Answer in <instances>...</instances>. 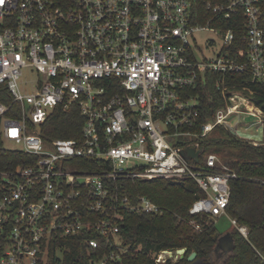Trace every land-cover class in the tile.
<instances>
[{
    "label": "built area",
    "instance_id": "2783aa9c",
    "mask_svg": "<svg viewBox=\"0 0 264 264\" xmlns=\"http://www.w3.org/2000/svg\"><path fill=\"white\" fill-rule=\"evenodd\" d=\"M204 31L215 36L205 40L214 56L195 37ZM25 70L33 73L27 80ZM244 73L264 84V0H0V135L30 158L0 170V264H45L53 242L84 230L111 247L89 264L119 259L122 213L162 211L147 196L131 201L112 189L123 176L192 180L204 193L189 209L196 230V216L229 217L236 174L201 145L217 126L264 142V108L244 93L251 87L227 85L229 74ZM216 75L222 104L199 123V85ZM72 107L81 135L45 140L40 125L53 109ZM190 148L197 161L181 154ZM74 159L95 167L72 169ZM92 212L99 217L90 220ZM86 244L100 248L96 238ZM173 254L162 250L152 262Z\"/></svg>",
    "mask_w": 264,
    "mask_h": 264
},
{
    "label": "trees",
    "instance_id": "16d2710c",
    "mask_svg": "<svg viewBox=\"0 0 264 264\" xmlns=\"http://www.w3.org/2000/svg\"><path fill=\"white\" fill-rule=\"evenodd\" d=\"M209 13L206 11V16ZM227 26L234 28L233 17L227 20ZM243 33V27L236 29V41L240 42ZM242 47L245 48L243 42ZM214 78L206 79L199 85V123L207 120L222 104L216 85L219 75ZM235 83L251 87L252 92L245 89V95L256 106L261 108L264 105L263 83H252L247 73L229 74L227 85ZM6 99L7 95L3 101ZM82 124L83 118L76 107L68 111L55 108L40 125V134L45 140L51 137H79ZM209 148H212L236 174L229 182L230 196L226 212L238 225L247 228L246 237L235 227L230 230L232 247L219 264H264V143L249 144L234 136L228 129L217 126L203 141L201 151L209 153ZM29 159L22 151L5 148L0 143V170L27 163ZM71 166L72 169L95 167L93 163L83 159H74ZM110 184L120 196H126L131 201L141 195L147 196L158 204L162 211L157 214L124 211L116 235L118 245L115 247L121 248L122 251L119 259L110 260L107 264H153L152 257L158 252L179 248L186 249L184 257L176 261L167 259L164 264H189L187 257L191 252L196 253V261L215 264L214 248L223 234L218 231L213 221L205 217H195L202 225L201 230L194 229L189 223L194 217L189 213L192 203L204 195L192 180H142L123 176ZM88 217L95 220L99 214L92 212ZM90 238L98 239V250L88 248L86 242ZM110 249V244L105 238L84 230L79 236L53 242L45 264H89L91 258L98 259Z\"/></svg>",
    "mask_w": 264,
    "mask_h": 264
},
{
    "label": "rangeland",
    "instance_id": "374dc122",
    "mask_svg": "<svg viewBox=\"0 0 264 264\" xmlns=\"http://www.w3.org/2000/svg\"><path fill=\"white\" fill-rule=\"evenodd\" d=\"M195 37H197V39L199 41V45H200V47L202 49V52L205 55H207V56H214L215 55V50L209 51L206 48V46H205V40L206 39H214L215 38V36H214V34L212 32H209V31L200 32V33L196 34ZM32 76H33L32 71L25 70L24 73H23L22 79L23 80H27V79H29ZM3 120H4V118H2V120L0 121V134H1L2 129H3ZM0 143L5 148H18V146L15 143L3 139L1 137V135H0ZM208 152L209 153H215L212 148H209ZM203 154L205 155L206 152H203ZM202 158H203V156H202ZM214 222H215L216 228L222 234H225L226 232H229L230 230L233 229V225L231 224V221H230L229 217H227L225 215L219 216L218 218H216L214 220ZM173 251H174V254L171 257H169V256L166 257V260L167 259H170L171 261H176L178 259V257L175 254V251L176 250H173ZM223 257H224L223 255H220L219 254V257H217L216 259H214V261H215L214 263L215 264H219L221 262V260L223 259ZM162 264H164V263H162Z\"/></svg>",
    "mask_w": 264,
    "mask_h": 264
},
{
    "label": "water",
    "instance_id": "95a60500",
    "mask_svg": "<svg viewBox=\"0 0 264 264\" xmlns=\"http://www.w3.org/2000/svg\"><path fill=\"white\" fill-rule=\"evenodd\" d=\"M262 108H264V105L262 106ZM181 154L183 156H186V157H189V158H193L195 161L198 160V151H195L194 149H185V150H182L181 151ZM228 241V244L229 246H232V239H231V236H230V233L229 232H226L225 234H223L217 244H216V248H218L219 246L222 245V243L224 241ZM185 251L186 249L185 248H179V249H176L175 253L180 257V258H183L184 257V254H185ZM196 257V253L195 252H191L188 257H187V260L189 262H193L194 259Z\"/></svg>",
    "mask_w": 264,
    "mask_h": 264
},
{
    "label": "flooded vegetation",
    "instance_id": "af4514ba",
    "mask_svg": "<svg viewBox=\"0 0 264 264\" xmlns=\"http://www.w3.org/2000/svg\"><path fill=\"white\" fill-rule=\"evenodd\" d=\"M230 233V231H229ZM247 236V235H246ZM219 240V239H218ZM218 242V241H217ZM217 244V243H216ZM231 247L232 246H229L228 244V241H224L222 243L221 246H219L218 248H216V245H215V248H214V259H216L217 257H219V254L220 255H223V256H226L228 254V252L231 250ZM180 258V257H179ZM224 258V257H223ZM215 262V261H214ZM189 264H206V263H203V262H198L194 259L193 262H189ZM208 264H211V263H208Z\"/></svg>",
    "mask_w": 264,
    "mask_h": 264
}]
</instances>
